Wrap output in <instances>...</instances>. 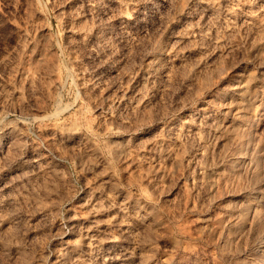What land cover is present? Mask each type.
I'll return each mask as SVG.
<instances>
[{
    "label": "rangeland",
    "instance_id": "obj_1",
    "mask_svg": "<svg viewBox=\"0 0 264 264\" xmlns=\"http://www.w3.org/2000/svg\"><path fill=\"white\" fill-rule=\"evenodd\" d=\"M0 264H264V0H0Z\"/></svg>",
    "mask_w": 264,
    "mask_h": 264
},
{
    "label": "bare ground",
    "instance_id": "obj_2",
    "mask_svg": "<svg viewBox=\"0 0 264 264\" xmlns=\"http://www.w3.org/2000/svg\"><path fill=\"white\" fill-rule=\"evenodd\" d=\"M207 2V1H206ZM232 11V10H231ZM233 13V12H232ZM124 16V15H123ZM124 18V17H123ZM239 107V106H238ZM239 114V113H238ZM242 122V121H241ZM94 244V243H93Z\"/></svg>",
    "mask_w": 264,
    "mask_h": 264
}]
</instances>
